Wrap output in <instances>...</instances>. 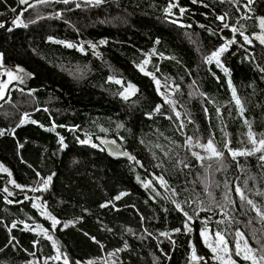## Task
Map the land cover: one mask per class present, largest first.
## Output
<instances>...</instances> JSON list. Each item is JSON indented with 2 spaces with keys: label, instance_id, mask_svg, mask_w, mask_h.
Here are the masks:
<instances>
[{
  "label": "trees",
  "instance_id": "16d2710c",
  "mask_svg": "<svg viewBox=\"0 0 264 264\" xmlns=\"http://www.w3.org/2000/svg\"><path fill=\"white\" fill-rule=\"evenodd\" d=\"M29 3L34 7L0 0V83H6L0 96V163L11 172V178L0 172V264H45L54 256L53 242L24 224L48 229L69 264L117 249L122 251L115 264H186L193 247L205 258L201 264H214L199 236L205 221L230 246L237 229L255 249L264 244V221L235 192L239 186L264 209V161L259 159L264 153L234 160L223 147L228 140L232 149H251L249 125L257 139L264 135V50L251 39L255 14L264 15V0ZM169 4L176 5L171 14L164 11ZM233 27L252 43H245ZM232 39L236 43L220 56L226 74L205 57ZM146 59L145 72L174 87L183 132L152 76L137 67ZM9 70L23 76V82H8ZM110 75L131 82L136 91L123 99V86L109 81ZM229 80L243 114L231 97ZM97 135L115 138L139 166L106 156L94 141ZM189 136L202 143L212 137L224 151V166L215 158L198 163L185 147ZM84 138L93 143H81ZM49 176L43 190L42 181ZM12 179L28 187L16 188ZM147 181L151 187H144ZM122 192L126 195L114 199ZM32 198L46 203L58 220L75 223L59 224L53 232L31 206ZM173 200L193 216L191 231L185 230L186 217ZM164 232L169 236L160 235ZM47 264L58 262L47 259Z\"/></svg>",
  "mask_w": 264,
  "mask_h": 264
},
{
  "label": "snow or ice",
  "instance_id": "6c2138e0",
  "mask_svg": "<svg viewBox=\"0 0 264 264\" xmlns=\"http://www.w3.org/2000/svg\"><path fill=\"white\" fill-rule=\"evenodd\" d=\"M38 2L39 3H47V2H49V0H38ZM69 2H70V0H63V3H65V4H67ZM89 2L91 3V2H93V0H89ZM94 2L99 4V3H101V0H94ZM193 2H195V0H193ZM19 3L21 5H27L28 8L34 7V5L29 3V0H19ZM249 3H251V0H249ZM175 6H176L175 4H169V6L166 7L164 11L167 14H171L172 8ZM77 7H79V5H77ZM13 11H15V9H13ZM24 11H27V8H25ZM179 11L181 14H183L185 12V9L180 8ZM20 15H22V13ZM217 19L223 21L225 19V17L219 16V17H217ZM258 20H259V28L261 29V33H254V35H255V38L260 41L261 44H264V17H258ZM173 22L175 23L176 21H173ZM16 23L18 25L21 23L19 15L16 18ZM2 26L3 25H0V27H2ZM224 26L228 27L227 24H225ZM201 27H203V25H201ZM232 31L233 32H239L240 36L243 37L245 43H248V44L252 43V40L248 36H246L244 34V32L240 31L238 28L233 27ZM49 39H51V37ZM58 43H65V42L64 41H58ZM100 43L103 44V43H105V41H101ZM157 43H158V41H157ZM233 43H236L235 39L227 40L224 45H222L220 48H218L217 50L213 51L210 55L205 57V61L207 63H212L213 61H215L217 67L222 68L223 71L227 74L229 70L223 66V64L220 60V56L222 53L227 51L228 46L233 44ZM66 46L69 48L77 47V45H75L73 43H67ZM90 47L92 49H95L96 45L90 44ZM78 50L81 52H84L85 48L83 47V45H80L78 47ZM93 54L99 55V53H97L95 51ZM147 63H148V60L146 59L141 65H138L137 67L139 68V70L141 72H144L146 75L152 76L153 80L155 81V83L157 85L158 93L164 97L165 103L173 105V110L175 111L174 102L172 100H170L168 98V96H166L163 92H160V87H161L160 81L157 80L156 77L154 75H152V73L145 72L144 65H146ZM17 72L22 73V72H24V69L18 68ZM6 74L9 78L8 82H11L12 80H20L21 82H23V80H24L23 76L16 75L11 70L7 71ZM28 75H31V74L25 73V76H28ZM108 80L112 81L118 85L123 86V84H124V82L121 79L116 78L115 75H110L108 77ZM228 83H229V87L232 88L231 80H229ZM5 87H6V83H0V96L3 95V89ZM175 87L178 89L179 85H176ZM135 91H136L135 85L132 84L131 82H128L126 87H124V90L119 92V95L123 99L126 100V99H128V96L133 94ZM201 95H203V94H201ZM232 97H233V100L235 101V104L237 105V108L240 110V113L243 114V105L241 104L240 98L236 95V91L234 88H232ZM160 108H161V105H157L155 111H157V112L160 111ZM217 111H219V109H217ZM205 112H207V109H205ZM176 116H177V118H179L180 113L176 112ZM24 122H25L24 120H21V124ZM32 123H36V121H32ZM245 123H247V121ZM118 127H122V125H118ZM180 127L181 128L184 127L183 122H181ZM49 130H53V129H49ZM2 134H3V132L0 131V135H2ZM225 136H227V133H225ZM247 137H248V143L251 144L250 150L248 148L232 149L230 147L231 142L228 140H225L223 147L225 150H227V152L231 155V157L234 160L238 156H251V155H254L255 153H264V135H262V137L260 139H257L256 134L252 132L251 126L249 125V131L247 133ZM80 142L81 143H89V140H82ZM110 143L115 144V141H111ZM60 144L63 146V137L60 138ZM93 147H96V145H93ZM185 147L188 148V150L191 152V155L193 157H195L198 161L203 162L204 160H211V159L215 158L221 167L224 166V163H223L224 151L217 148L215 141L212 137H209V139L207 140L206 143H202L200 141L199 137H195V138L192 136L186 137ZM196 148H200L204 153H206V155H201L200 152L195 151ZM122 154L123 155H129L127 152H124ZM129 159L134 160L135 157L129 156ZM259 159L264 161V154L260 155ZM137 163H139V161H137ZM180 163L184 164L185 167H188V164L184 163V161H180ZM209 167H211V165H209ZM0 172H7L8 175L11 176V172H9V170L6 167H4L2 164H0ZM37 175L39 176V173H37ZM138 179H139V177H138ZM155 179L159 182V184L161 186H165L167 183L163 179V177H155ZM51 180H52L51 176L44 178L42 181V184H41V188L43 190H47ZM9 183L13 184L16 188H19L21 190H23L25 187H28V186L17 184L14 179L9 180ZM151 186H152V181H147L146 183H144V187H146V188L151 187ZM31 190L32 191H38L41 189L32 188ZM3 191L8 192V195H12V193L9 192L7 188H4ZM153 191H155V188H153ZM235 192L237 193V195L240 196V199L242 201H246V203L251 206L252 210H254L256 212V214L260 218V220L264 221V209H262L261 207H258L257 204L253 200L248 199L245 196L244 191L239 186H237L235 188ZM124 195H126V193L122 192L118 196H116L114 199L119 200ZM157 195H159L158 192H157ZM209 195H211V193H209ZM225 199L228 201V203L232 202L231 199L227 196V194L225 196ZM37 200H38V198L33 199L32 207L37 209L38 211H40L41 215L45 216L48 220L51 221V227H52L53 232L56 230L57 225H59L61 223H63V226L65 228L75 223L74 221H68V222L64 223V222L58 220L55 216L52 215L51 212H49L47 210L46 203L37 202ZM8 202L12 203V201H8ZM172 202L176 205V208L179 211L183 212L184 216L186 217V220L184 223L185 230L191 231L192 229L189 225V222L193 220V216L189 215L188 212L184 211V209L181 207L180 203H177L175 200H173ZM109 203H111V201H109ZM106 206H107V204L101 205V207H106ZM15 227H16V223H13L12 228H15ZM28 227L29 226L27 224H25V228L27 229ZM36 230H39V232L42 233L44 236H46V238L48 240H51L53 242V248L56 249V255L46 258L45 264H47V259H50V260L63 259V264H69V258L67 256V254L61 252L60 248L58 247L57 241H55L53 239V236H52V234L49 233V230L43 228L42 225H36ZM175 231L179 232L180 229H175ZM200 234L204 238L206 246L213 253L212 259L219 261L220 264H238L237 260L233 259V255H235L236 257H240L244 261L250 262V264H264V244H260V247L258 249H253L248 244L247 240L244 239V234L242 232H240L238 229L235 232V240H234L235 247H234V249L229 248V244H228V241H227L225 235L219 230H217L214 233V240H212L210 242V238L213 234H210L208 232L206 221H205V226L201 230ZM160 235L169 236V233L164 232V233H160ZM241 241H243V246L241 244ZM257 243H259V241H257ZM119 251H122V249L116 250V252H119ZM220 253H223V255H221ZM112 255H114V253H109V256H112ZM204 259H205L204 257L198 256L196 254V250L193 247L189 264H191L192 261L201 262V261H204ZM75 264H80V262L76 261ZM87 264H95V262L88 261ZM113 264H115V262H113Z\"/></svg>",
  "mask_w": 264,
  "mask_h": 264
},
{
  "label": "rangeland",
  "instance_id": "374dc122",
  "mask_svg": "<svg viewBox=\"0 0 264 264\" xmlns=\"http://www.w3.org/2000/svg\"><path fill=\"white\" fill-rule=\"evenodd\" d=\"M224 45V44H223ZM80 46V45H79ZM78 46V47H79ZM222 46V45H221ZM220 46V47H221ZM89 47H90V45H89ZM91 48V47H90ZM92 49V48H91ZM144 68H145V65H144ZM127 83L128 82H126L125 84H123V87H122V91L124 90V87H126V85H127ZM156 84V83H155ZM160 85H161V87H160V92H163L166 96H168V98L170 99V100H172L173 102H174V108H175V113L176 112H179L180 113V109L179 108H177V106H176V101H175V97H174V87H172L170 84L169 85H167V86H165V85H163V83H160ZM157 86V85H156ZM130 96V95H129ZM231 97H232V90H231ZM162 98H163V100H164V97L162 96ZM232 99H233V97H232ZM165 101V100H164ZM234 101V100H233ZM235 102V101H234ZM170 105V104H169ZM172 107H173V105H171ZM181 122H183V124H184V126H185V121H184V116H181V114H180V116H179V123L181 124ZM184 131V127H183V130H182V132ZM185 139V138H184ZM83 140H89V144H92L93 142H92V140H91V138H84ZM186 140V139H185ZM206 143V142H205ZM250 150V149H249ZM195 151H197V152H200L201 153V155H206V153H204L200 148H196L195 149ZM198 163H199V161H198ZM1 164V163H0ZM158 177V176H157ZM10 178H11V176H10ZM33 199L34 198H32L31 199V201L33 202ZM32 202H31V206H32ZM37 202H43V201H41L39 198H38V200H37ZM37 212H38V215L39 216H41V217H43V218H45V219H47L45 216H43V215H41L40 214V211H38L37 209H35ZM48 210V209H47ZM48 220V219H47ZM49 221V224H50V226H51V221L50 220H48ZM62 222H64V223H66V222H68V221H73V220H61ZM61 225H63V223H61ZM29 226V225H28ZM24 227H25V224H24ZM204 228V227H203ZM203 228H201L200 229V231H199V236H200V239H201V242H202V244L207 248V250L209 251V253H210V256H209V258H210V260L214 263V264H220V262L219 261H216V260H213L212 259V256H213V253L211 252V250L206 246V244H205V241H204V238L201 236V230L203 229ZM27 229H31L32 231H35L36 233H40L39 232V230H36V225H32V226H29ZM207 229H208V227H207ZM208 232L210 233V234H213L212 236H211V238H210V242L212 241V240H214V233L215 232H210L209 231V229H208ZM236 232V231H235ZM235 232H234V238H233V244H232V246H230L229 245V248H231V249H234V247H235V244H234V240H235ZM42 234V233H41ZM244 239H246L247 240V242H248V244L253 248V249H255L252 245H251V243L249 242V240L244 236ZM241 244H242V246H243V241H241ZM109 253H114V255H112V256H109ZM109 253H107V254H104V255H102L101 257H98V258H92V259H89V260H81V261H79L80 262V264H87V262L88 261H95V260H100V261H102L103 263H105V264H113V262H116L117 260H118V258H119V256H118V252H116V250H113V251H110ZM221 255H223V253H220ZM56 255V251L54 252V256ZM233 256H235V255H233ZM240 258V257H239ZM53 261H57L58 262V264H63V259H60V260H53ZM249 264H250V262H249Z\"/></svg>",
  "mask_w": 264,
  "mask_h": 264
},
{
  "label": "water",
  "instance_id": "95a60500",
  "mask_svg": "<svg viewBox=\"0 0 264 264\" xmlns=\"http://www.w3.org/2000/svg\"><path fill=\"white\" fill-rule=\"evenodd\" d=\"M34 1V0H29V2ZM19 2V0H18ZM19 5L22 7L24 5ZM258 17H264V15H259L255 14L254 16V22H255V31L251 34V39L264 50V44H261L258 39L255 38L254 33H261V29L259 28V20ZM94 141L97 146L100 147L105 153L106 156H108L111 159H119V160H124L127 162H132L134 161L137 166H139V163L134 159H129V156L133 155L126 149L122 148L119 142L113 138V137H108L105 135H97L94 137ZM111 141H115V144L110 143ZM127 152L129 155H123L122 153ZM190 259L187 261L186 264H189ZM191 264H201V262L197 261H192Z\"/></svg>",
  "mask_w": 264,
  "mask_h": 264
}]
</instances>
